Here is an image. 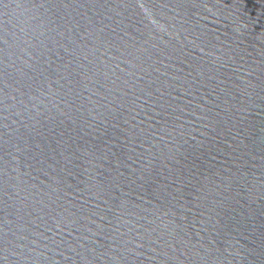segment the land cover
Returning <instances> with one entry per match:
<instances>
[{
  "label": "water",
  "instance_id": "1",
  "mask_svg": "<svg viewBox=\"0 0 264 264\" xmlns=\"http://www.w3.org/2000/svg\"><path fill=\"white\" fill-rule=\"evenodd\" d=\"M0 264H264V0H0Z\"/></svg>",
  "mask_w": 264,
  "mask_h": 264
}]
</instances>
